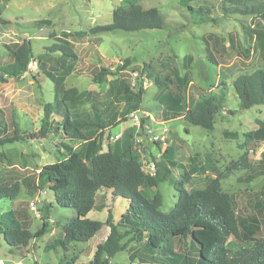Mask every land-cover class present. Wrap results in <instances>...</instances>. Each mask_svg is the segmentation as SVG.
<instances>
[{"label":"rangeland","instance_id":"rangeland-1","mask_svg":"<svg viewBox=\"0 0 264 264\" xmlns=\"http://www.w3.org/2000/svg\"><path fill=\"white\" fill-rule=\"evenodd\" d=\"M131 2L144 7L156 6L164 19L163 28L135 31L112 30L90 33L94 25L110 23L113 10ZM225 0H0L2 16L9 23H0V67L12 62L11 50L29 39L37 67L19 78L0 79V108L5 112L7 130L12 134V115L18 121L20 133H36L41 126L45 103L54 101L55 83L46 71L60 75L65 69L66 88L85 91L80 111H102L110 127L103 131V150L120 141L119 153L131 147V154L147 170V163L160 157L165 149L168 155L191 171L187 189L203 188L220 171L223 192L233 201L239 219L257 220V237L264 239V173L250 179V174L264 168V105L241 109L233 80L241 73L252 72L264 66L263 51L253 34L263 27L254 14L225 12ZM50 19V25L38 27L37 19ZM61 39L69 40L76 53L75 59L60 64L59 51L54 45ZM129 59V65L122 68ZM108 68L112 74L105 82L97 83L93 73ZM185 77V84L181 78ZM225 82L224 109L215 117L212 129H205L187 121L184 116L161 120L164 100L171 93L185 112L192 99L218 92ZM135 89L142 84L145 93L138 110L128 111L127 99L117 98L120 85ZM170 93V94H169ZM58 118V116H56ZM63 136L28 138L0 146V184L18 182L20 190L13 199L0 201V214L12 211L22 226L35 232L43 224L41 209L49 204L50 230L40 238L31 239L23 250L11 249L0 234V264H93L97 246L110 231L103 226L88 241L71 242L69 250L49 245L64 236V227L77 216L72 207L55 202L49 188L34 186L40 169L66 158ZM80 150L79 143L68 142ZM244 153L251 169H233L232 164ZM180 172L175 170L170 180L146 191L153 196L161 192V210L168 212L178 199L174 182ZM107 189L99 192L96 206L88 217L106 221L112 209L119 221L129 203L123 198H112ZM36 202L35 210L31 201ZM121 243L124 250L113 257L102 254L101 261L109 264H150L131 255L141 251L149 254L147 237L135 239L123 226ZM230 247H233L231 238ZM181 244H176L180 248ZM160 255V254H159ZM144 259V258H143ZM152 263V262H151Z\"/></svg>","mask_w":264,"mask_h":264},{"label":"trees","instance_id":"trees-1","mask_svg":"<svg viewBox=\"0 0 264 264\" xmlns=\"http://www.w3.org/2000/svg\"><path fill=\"white\" fill-rule=\"evenodd\" d=\"M225 12H240L254 14L264 25V0H225ZM0 8V23L7 24L9 19L3 16ZM38 27L50 25V19H37ZM164 19L156 6L144 7L131 2L120 5L113 10V20L110 23L94 25L90 33H100L112 30L135 31L141 29L163 28ZM253 34L263 51L264 57V26L254 29ZM71 42L61 39L54 45V51H59L60 60L76 58ZM12 62L0 67V79L19 78L28 72V65L34 59L31 41L24 40L11 50ZM122 68L129 65V59ZM60 75L46 71L55 83L54 101L45 103L40 129L36 133L24 135L20 133L18 121L12 115L13 133L2 134L7 130L5 112L0 108V146L9 142L28 138H52L63 136L68 142L79 143L80 150H75L67 142L63 143L67 150L64 159L44 165L36 175L34 186L38 189L49 188L55 202L63 207H72L77 216L71 218L64 227V236L52 242L51 249L61 246L69 250L71 242L88 241L103 226L110 228L107 238L101 241L94 257L93 264H109V259L101 261L102 254L108 257L124 250L121 243L123 235L119 227L123 226L127 233L135 239L147 237L146 245L149 254L141 251L131 255V259L141 257L142 262L150 264H264V239L257 237L260 225L257 220L249 222L240 220L231 196L223 192L220 171L214 168L218 176L212 178L203 188L187 189L191 171L185 165L172 159L165 149L160 157H154L155 174L145 173L140 159L131 154V147L119 153L115 146L108 145L103 150V131L110 127V122L104 118L102 111L95 108L92 111H80L79 106L85 101V91L76 87H65V77L70 70L65 69ZM112 74L108 68H102L93 73L97 83H103ZM185 84V77L181 78ZM225 82L220 90L202 95L197 100L192 99L185 110L176 101L177 94L171 93L164 100L165 108L161 111V120L168 121L184 116L192 124L212 129L215 117L220 113L226 102ZM234 89L239 98L241 109H249L256 105H264V66L252 72L241 73L233 80ZM145 89L139 84L135 89L128 84L120 85L115 92L117 98L125 97L129 103L128 111L138 110ZM170 94V93H169ZM58 116V118H56ZM233 169H251V163L244 153L243 157L233 163ZM179 170V179L174 182L178 191V199L168 212L161 210L162 194L156 191L150 196L147 188H155L160 183L170 180L173 172ZM263 170L250 174V179L260 176ZM107 189L112 198H123L129 205L115 221L112 209H109L106 221L91 219L90 211L96 206L99 192ZM18 182L0 184V201L13 200L18 196ZM106 192V193H108ZM264 194V188L262 189ZM51 205H45L41 211L43 224L35 232L22 226L12 211L0 214V234L11 249L23 250L31 239L40 238L50 230L49 216ZM264 204L261 208L263 211ZM233 247H230L229 240ZM176 244H181L176 248ZM160 254V255H159ZM144 258V259H143ZM152 262V263H151ZM63 264V263H62ZM66 264H71L67 262Z\"/></svg>","mask_w":264,"mask_h":264},{"label":"built area","instance_id":"built-area-1","mask_svg":"<svg viewBox=\"0 0 264 264\" xmlns=\"http://www.w3.org/2000/svg\"><path fill=\"white\" fill-rule=\"evenodd\" d=\"M37 67V61L35 60H31L29 65H28V72L31 71L32 69H35ZM146 166H147V170H144L145 173H148V174H155V171H156V164H155V161L153 159H150L147 163H145ZM38 200V197L35 199V200H32L31 201V208L35 210L36 208V202Z\"/></svg>","mask_w":264,"mask_h":264},{"label":"crops","instance_id":"crops-1","mask_svg":"<svg viewBox=\"0 0 264 264\" xmlns=\"http://www.w3.org/2000/svg\"><path fill=\"white\" fill-rule=\"evenodd\" d=\"M115 144V143H114Z\"/></svg>","mask_w":264,"mask_h":264}]
</instances>
